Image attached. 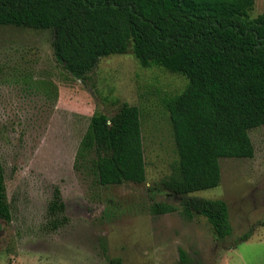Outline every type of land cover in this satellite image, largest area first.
<instances>
[{
    "label": "rangeland",
    "instance_id": "374dc122",
    "mask_svg": "<svg viewBox=\"0 0 264 264\" xmlns=\"http://www.w3.org/2000/svg\"><path fill=\"white\" fill-rule=\"evenodd\" d=\"M260 14L264 0H254L250 16ZM51 42L49 30L0 25V161L11 211L0 219V264H264V126L249 131L252 158L219 159V186L192 195L226 202L233 232L219 241L205 218L182 216L181 196L148 190L175 174L165 101L187 79L143 68L129 49L75 80ZM122 104L140 111L146 180L101 186L90 120ZM55 189L59 217L48 212ZM154 202L178 210L153 215Z\"/></svg>",
    "mask_w": 264,
    "mask_h": 264
},
{
    "label": "trees",
    "instance_id": "16d2710c",
    "mask_svg": "<svg viewBox=\"0 0 264 264\" xmlns=\"http://www.w3.org/2000/svg\"><path fill=\"white\" fill-rule=\"evenodd\" d=\"M253 6L254 0H0V25L49 30L55 61L75 80L84 81L101 58L129 49L143 68L185 77L184 90L165 101L177 168L148 190L181 196L182 216L205 218L223 241L233 232L226 202L192 195L219 186V159L252 158L249 131L264 126V14L251 17ZM90 126L99 184L144 183L138 107L94 114ZM64 208L55 189L48 212L59 217ZM149 210L178 208L154 202ZM0 219H11L1 161Z\"/></svg>",
    "mask_w": 264,
    "mask_h": 264
}]
</instances>
